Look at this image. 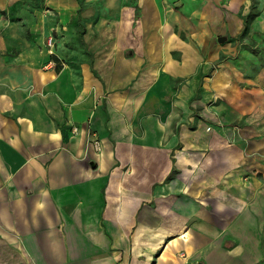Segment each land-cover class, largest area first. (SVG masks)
<instances>
[{
    "label": "crops",
    "instance_id": "obj_1",
    "mask_svg": "<svg viewBox=\"0 0 264 264\" xmlns=\"http://www.w3.org/2000/svg\"><path fill=\"white\" fill-rule=\"evenodd\" d=\"M248 6L0 0V264H264Z\"/></svg>",
    "mask_w": 264,
    "mask_h": 264
},
{
    "label": "rangeland",
    "instance_id": "obj_2",
    "mask_svg": "<svg viewBox=\"0 0 264 264\" xmlns=\"http://www.w3.org/2000/svg\"><path fill=\"white\" fill-rule=\"evenodd\" d=\"M254 4L255 9H252V11H254L253 14L256 13L255 16L249 14L252 8L251 6H253ZM241 10L244 11L245 8H242ZM246 10L248 11L247 13H245V15H239L243 20L244 28L245 20L249 22L246 32L243 33L242 31V33H240L235 38L229 37L228 35L223 36V41H221V44L229 45V48H232V50L229 51L228 54H222L221 56L222 59H224V61L228 64V68L226 71L228 78L236 80L237 78L244 79L256 77L259 78L258 80H264V68L259 70V72L254 73L251 66L252 61L258 60V55L254 52L258 51L259 48L264 46V0H249V6L248 8L246 7ZM233 88L235 87L232 86L230 90H232ZM227 100H231V98L229 97V99ZM221 104H223V102L218 98L216 101L212 100L210 105L218 106ZM195 105V111L202 112V109L204 110V108L202 107L199 108L198 104ZM208 105L209 104H207V107H209ZM235 105L236 104L232 102L225 103V106H227L226 108L230 109L231 113L233 114L237 113L236 111H234V108H236ZM218 120L219 122H222L220 125H224L223 118L221 119V117L218 116ZM210 129L212 130V126L208 125L207 130Z\"/></svg>",
    "mask_w": 264,
    "mask_h": 264
},
{
    "label": "trees",
    "instance_id": "obj_3",
    "mask_svg": "<svg viewBox=\"0 0 264 264\" xmlns=\"http://www.w3.org/2000/svg\"><path fill=\"white\" fill-rule=\"evenodd\" d=\"M251 7L252 8H251L249 14L255 16L256 13L253 14L254 11H252V9H255V4L253 6H251ZM248 24H249V22L247 20H245V28L243 30V33L246 32L247 27H248ZM254 53L258 55V60L257 61H252V63H251L252 65L251 66H252V70L254 71V73H257V72H259V70H261L262 68H264V46H262L261 48H259V50L256 51V52H254Z\"/></svg>",
    "mask_w": 264,
    "mask_h": 264
},
{
    "label": "built area",
    "instance_id": "obj_4",
    "mask_svg": "<svg viewBox=\"0 0 264 264\" xmlns=\"http://www.w3.org/2000/svg\"><path fill=\"white\" fill-rule=\"evenodd\" d=\"M51 39H49V44H51ZM94 146L97 148V149H100V143L98 141H95L93 142Z\"/></svg>",
    "mask_w": 264,
    "mask_h": 264
},
{
    "label": "water",
    "instance_id": "obj_5",
    "mask_svg": "<svg viewBox=\"0 0 264 264\" xmlns=\"http://www.w3.org/2000/svg\"><path fill=\"white\" fill-rule=\"evenodd\" d=\"M223 41V39H220V42Z\"/></svg>",
    "mask_w": 264,
    "mask_h": 264
}]
</instances>
